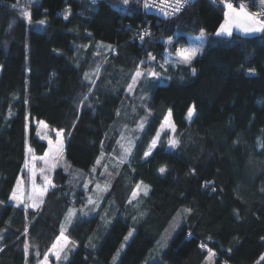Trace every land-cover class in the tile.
<instances>
[{
    "label": "trees",
    "instance_id": "trees-1",
    "mask_svg": "<svg viewBox=\"0 0 264 264\" xmlns=\"http://www.w3.org/2000/svg\"><path fill=\"white\" fill-rule=\"evenodd\" d=\"M225 7L192 0L162 15L141 0H0V264H41L66 215L84 204L87 180H99L97 161L119 154L141 62L160 58L167 39L203 30L205 47L190 65L160 69L166 81L151 87L145 127L103 206L75 219L68 260L52 262L112 264L134 229L116 264H202L209 252L217 264H264V31L216 35ZM91 71H99L94 83ZM169 110L178 145L161 139L145 155ZM35 121L62 132L69 166L56 167L39 210L12 203L28 150L48 148ZM140 183L149 190L134 202ZM173 222L160 259H151Z\"/></svg>",
    "mask_w": 264,
    "mask_h": 264
},
{
    "label": "rangeland",
    "instance_id": "rangeland-1",
    "mask_svg": "<svg viewBox=\"0 0 264 264\" xmlns=\"http://www.w3.org/2000/svg\"><path fill=\"white\" fill-rule=\"evenodd\" d=\"M261 2V1H260ZM253 3V2H252ZM264 4V2H262ZM227 4V3H226ZM225 4V5H226ZM245 5L248 9L252 7L245 2ZM234 8L239 10L240 5H233ZM226 8V7H225ZM249 15L253 16L246 8L244 9ZM226 12L228 9L226 8ZM254 18L256 20H263L260 16L255 14ZM226 19V17H225ZM225 23V20L222 24ZM221 24V25H222ZM248 26V27H258V25H253L251 21L245 19H233L230 23L231 32L233 33H240L242 35H254L259 33V31H254L251 33H245L241 25ZM220 29V27H219ZM216 35H218V31ZM231 34V35H232ZM186 38L183 41L182 39L178 38V36H174L171 38V42L169 39L166 40L167 48L164 54L158 59H152L153 56H149L148 58L143 60L142 66L138 69L143 75L140 77H136L134 75L129 87H128V96L130 99H134L133 102V111L131 110V114L129 117V124L124 126V131L122 132L120 139H119V154L115 156V159L108 161L105 156L100 159L99 163L97 164V169L101 168L99 173V180H87L86 188H89V191L86 193L85 202L83 205L77 206L72 208L69 213L66 215L64 222L62 224V231L63 237L61 233L55 242L54 245L56 247L52 248L49 251V254L44 257L41 264H53L52 259L56 261L57 256L56 253L59 251V258H63L65 261L69 258V252L66 254L67 250L72 247L69 245V238L66 235L67 229L70 227L71 224L75 221L76 218H86L91 215H95L98 213L100 208L103 206L105 197L107 195L108 190L110 189L113 180L116 178V175L119 170V165L122 160L126 159L130 153L126 154L125 149L132 150V147L136 141V139L141 134L143 128L145 127L147 115V102L150 97L151 87L156 82L164 83L167 77V74L160 76L161 70H168V69H175L179 68L183 65H190L192 61L202 52L205 47L206 39L208 37L207 32L204 30L199 33H186ZM223 36H229L227 34H219ZM189 48H199L201 51L192 59L190 64L183 63V56L181 55V49H189ZM161 69V70H160ZM149 72H156L158 75L154 78L148 75ZM137 73V72H136ZM98 72L91 71V82H95L98 78ZM161 77V78H160ZM135 78V83L133 80ZM137 90V92H136ZM135 110V111H134ZM130 112V111H129ZM38 129V136L41 139L46 140L48 143L47 151L42 156L35 155L30 149L28 150V157L25 164L24 173L20 176L18 183L15 187V198L12 197V203L17 206L29 207L33 210H39L44 202L46 193L48 190L52 189V176L56 167H62L68 171L69 166L65 161L63 150L65 146V139L62 135L61 131L52 129L46 123L42 121H35ZM159 135H156L153 140H156L155 145H153V140L151 142V149L147 152L149 153L147 156L152 154L153 148L157 145L159 140L165 141L169 147L170 141L173 140L176 136V128L175 124L172 119V113L165 117L163 124L159 130ZM62 141V144H61ZM58 153V154H57ZM54 165V166H53ZM94 173V172H93ZM92 183V188H91ZM97 185L100 187L97 188ZM148 191L149 188L147 185L140 183L139 187L135 188V195H133V200H138ZM91 201V203L89 202ZM36 204V207L32 205ZM173 224L170 226L171 229H167L158 242L156 243L154 249L151 252L150 258L151 259H160L162 252L166 248L169 240L171 231L173 229ZM134 229H131L124 242L122 243L121 247L116 252L112 264H116L118 261L126 243L130 240L132 235L134 234ZM131 234V235H130ZM264 255L260 258L262 260ZM62 261V260H61ZM202 264H217L216 259L214 258V253L209 252L206 256L205 260Z\"/></svg>",
    "mask_w": 264,
    "mask_h": 264
},
{
    "label": "snow or ice",
    "instance_id": "snow-or-ice-1",
    "mask_svg": "<svg viewBox=\"0 0 264 264\" xmlns=\"http://www.w3.org/2000/svg\"><path fill=\"white\" fill-rule=\"evenodd\" d=\"M125 3L128 2V0H124ZM165 3H167V0H164ZM187 2V0H175L174 2V6H173V13L175 12H179L181 10V8L185 5V3ZM147 7V5H145ZM226 8L228 9V12L225 13V23L222 24L220 26V29L218 31V35L223 33V34H227V35H231V27H230V23L232 22L233 19H245L248 21H251V23L253 25H258V27H248V26H244L243 24L241 25L242 30L245 33H251L254 31H264V20H256L253 16L249 15L245 10H244V5L241 4L239 10H237L236 8H234L233 4L231 3H227ZM70 11V9H69ZM166 15L169 13H165ZM22 15L27 18L30 19L31 18V13L28 11H23ZM67 18V17H65ZM39 23L43 24L44 21H40ZM150 35L149 32H144L139 38L141 40L144 39L145 36ZM169 42H171V38H169ZM110 47V46H109ZM201 51V49L199 48H189V49H181V55L183 56V63L186 64H190L192 59L198 54V52ZM154 59V57L152 58ZM142 64L144 63L143 61L141 62ZM193 74L195 73V69H192ZM250 72H254V69H249ZM141 75H143V73H141L140 71H137L136 73V77H140ZM148 75L152 76V77H156L158 74L156 72H149ZM135 78L133 80V83H135ZM195 106L193 105L192 108L189 109L188 111V117L191 118V116L193 115ZM169 115H171V111L169 110ZM159 135V134H158ZM156 140H153V145H155ZM170 145L172 147H176L178 145V141L173 139L170 142ZM62 144V141H61ZM125 153L128 154L130 153V149H125ZM58 154V153H57ZM149 153H145V155H148ZM97 163H99V161H97ZM54 166V165H53ZM95 169H93L94 171ZM159 171L161 173H163L165 171L164 167H161L159 169ZM100 186L97 185V188H99ZM139 187V185L137 186ZM135 195V193L133 194ZM13 198H15V193H13ZM91 203V201H89ZM33 207H36V204L32 205ZM190 211V210H188ZM131 235V234H130ZM61 236L63 237V233H61ZM53 247L55 248L56 245H53ZM57 259H59V251H57L56 253Z\"/></svg>",
    "mask_w": 264,
    "mask_h": 264
},
{
    "label": "built area",
    "instance_id": "built-area-1",
    "mask_svg": "<svg viewBox=\"0 0 264 264\" xmlns=\"http://www.w3.org/2000/svg\"><path fill=\"white\" fill-rule=\"evenodd\" d=\"M94 2L95 0H90ZM192 0H187L185 5L181 8L179 12L173 13V6L175 0H167V3L164 2V0H141L143 9L145 11L149 12H154V13H159L162 15H166L165 13H169L167 15H176L180 13ZM213 5L215 6H221L225 5L226 3H231L233 5H244V9L246 8L252 15L253 17L255 14L257 16H261L264 20V0H252L254 7L251 9H248V7L245 5V1L239 0L236 2L235 0H209ZM261 1V2H260ZM147 5V7L145 6Z\"/></svg>",
    "mask_w": 264,
    "mask_h": 264
},
{
    "label": "crops",
    "instance_id": "crops-1",
    "mask_svg": "<svg viewBox=\"0 0 264 264\" xmlns=\"http://www.w3.org/2000/svg\"><path fill=\"white\" fill-rule=\"evenodd\" d=\"M259 32H261V31H259Z\"/></svg>",
    "mask_w": 264,
    "mask_h": 264
}]
</instances>
